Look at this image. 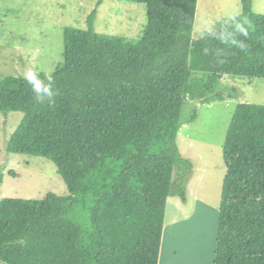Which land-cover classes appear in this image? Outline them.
Wrapping results in <instances>:
<instances>
[{
    "label": "trees",
    "instance_id": "trees-1",
    "mask_svg": "<svg viewBox=\"0 0 264 264\" xmlns=\"http://www.w3.org/2000/svg\"><path fill=\"white\" fill-rule=\"evenodd\" d=\"M62 32L55 95L0 75V114L21 113L7 154L51 161L67 194L0 200V264H158L168 198L193 173L177 146L190 104L231 98L223 77L264 79V15L242 13L193 38L197 0H116L146 8L140 36ZM243 29V31H241ZM212 264H264V105L239 102L222 146Z\"/></svg>",
    "mask_w": 264,
    "mask_h": 264
},
{
    "label": "rangeland",
    "instance_id": "rangeland-1",
    "mask_svg": "<svg viewBox=\"0 0 264 264\" xmlns=\"http://www.w3.org/2000/svg\"><path fill=\"white\" fill-rule=\"evenodd\" d=\"M95 8L96 0H0V75L24 78L30 70L50 74L62 62L63 28L85 29L86 21ZM251 9L264 15V0H251ZM241 13V0H197L192 37L199 38L217 22L236 18ZM146 22L143 4L104 0L97 8L94 24L99 33L136 39ZM221 83L237 92L224 101L190 104L187 116L195 110L196 118L183 124L177 137L181 155L193 166L189 190L198 193L201 199L204 196L208 198L193 206L195 212L190 221L196 222L198 239L195 246L204 247L212 259L225 172L222 146L232 113L239 102L264 105V79L223 77ZM22 117L17 112L6 116L0 114V200L41 199L47 193L66 195V186L51 161L7 154V141ZM167 208L166 220L171 229L173 220L184 218H179L182 216L172 201ZM191 211L193 208H188L187 213ZM186 222H179L177 226L188 231L191 224ZM170 234L168 230L162 239L159 264H175L173 251L183 250L186 244L185 238ZM182 255L187 256L188 253L182 251L180 257Z\"/></svg>",
    "mask_w": 264,
    "mask_h": 264
},
{
    "label": "crops",
    "instance_id": "crops-1",
    "mask_svg": "<svg viewBox=\"0 0 264 264\" xmlns=\"http://www.w3.org/2000/svg\"><path fill=\"white\" fill-rule=\"evenodd\" d=\"M190 183V182H189ZM189 185H187V199L186 201L183 203L181 202L179 199L177 198H168L167 200V204H166V208H165V216H164V224H163V232H162V239L165 235V233L170 230L171 231V236H175V237H182L185 238V245L183 247V250L179 251V250H175L173 251V257L176 260L175 264H212V255L208 256L207 253L205 252L206 249L204 247H196V242H197V233L195 232L196 230V222L193 221L190 218L191 216L194 214V205H196L197 203L200 202H204L205 200H207V196H204L203 199L199 198L200 195H198V193L193 192L191 190H189ZM203 200V201H202ZM172 201L174 208L179 212V214L182 217L179 218H184V219H175L173 220V226L170 229V224L167 223L166 220V213H167V205L168 203ZM205 207V206H204ZM188 208H193V211L187 213ZM190 221V222H186ZM178 221V222H177ZM185 221L186 223L191 224L190 228H188V231L186 230V228L181 229V227H178V223L179 222H183ZM193 223V225H192ZM180 224V223H179ZM216 243V242H215ZM161 246H162V241H161ZM199 249V250H198ZM195 250V252H194ZM185 251L188 253L187 256L182 255V257H180V252ZM213 251V258H214V252ZM211 251H209L210 253ZM162 254V248H160V252H159V257H158V264L160 263V259H161V255ZM212 254V253H211Z\"/></svg>",
    "mask_w": 264,
    "mask_h": 264
},
{
    "label": "clouds",
    "instance_id": "clouds-1",
    "mask_svg": "<svg viewBox=\"0 0 264 264\" xmlns=\"http://www.w3.org/2000/svg\"><path fill=\"white\" fill-rule=\"evenodd\" d=\"M241 31H243V29H241ZM24 78L27 80L28 84L31 85L35 99L38 103H42L46 98H51L55 95V89L51 77L44 80L41 79L36 72L30 70L25 74Z\"/></svg>",
    "mask_w": 264,
    "mask_h": 264
}]
</instances>
